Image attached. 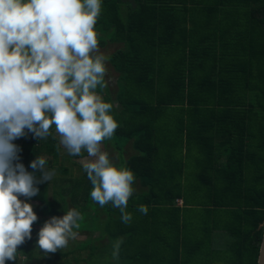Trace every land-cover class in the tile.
Masks as SVG:
<instances>
[{
  "label": "trees",
  "instance_id": "obj_1",
  "mask_svg": "<svg viewBox=\"0 0 264 264\" xmlns=\"http://www.w3.org/2000/svg\"><path fill=\"white\" fill-rule=\"evenodd\" d=\"M94 30L105 68L118 76L96 90L120 111L103 151L141 187L126 209L135 216L125 224L111 203L94 202L88 177H73L59 163L66 161L59 138H37L28 165L43 151L60 176L53 202L44 189L27 198L39 202L38 219L5 264L32 259L35 224L73 208L84 216L74 244L48 253L65 264H256L264 224V0H101ZM178 66L198 80L182 82ZM186 196L205 200L201 223L188 218ZM213 232L228 237L221 263Z\"/></svg>",
  "mask_w": 264,
  "mask_h": 264
},
{
  "label": "clouds",
  "instance_id": "obj_2",
  "mask_svg": "<svg viewBox=\"0 0 264 264\" xmlns=\"http://www.w3.org/2000/svg\"><path fill=\"white\" fill-rule=\"evenodd\" d=\"M100 13L101 0H0V264L16 260L18 246L31 239L38 219L19 197L38 195L36 185L55 175L43 157L29 165L40 171L39 178L19 162L21 149L13 141L25 136V129L40 140L54 125L59 145L70 155L86 151L82 167L92 200L118 208L123 223L132 220L126 209L135 176L101 150L119 125L110 114L113 105L96 91L107 86L108 58L99 54L94 30ZM138 210L148 212L145 205ZM83 220L75 208L51 217L38 232V248L46 254L65 248ZM121 244L117 239L112 245L114 260Z\"/></svg>",
  "mask_w": 264,
  "mask_h": 264
},
{
  "label": "rangeland",
  "instance_id": "obj_3",
  "mask_svg": "<svg viewBox=\"0 0 264 264\" xmlns=\"http://www.w3.org/2000/svg\"><path fill=\"white\" fill-rule=\"evenodd\" d=\"M99 54H103V52H99ZM108 63V61L106 60V62H105V65ZM109 71H111V70H109ZM105 102H108V103H110L109 101H108V99H105ZM112 104V103H111ZM113 105V104H112ZM114 106V105H113ZM110 114L112 115V110L110 111ZM52 130L50 129V131H51V135L48 137V138H46V139H44V141H46V140H48V139H50L52 136H55V133H56V131H54L53 132V130H55V126H52ZM56 137L57 138H59V136L58 135H56ZM35 143H39V140L38 139H36V138H30L27 142H26V144L28 145V146H31L32 144H35ZM120 145V144H119ZM121 146V145H120ZM41 147H39V148H37V149H40ZM128 148V147H127ZM105 148H103V150H104ZM120 150L121 151H123V148L121 149L120 148ZM82 151H84V150H82ZM108 151L109 152H111L113 155H115L116 154V152L114 151V150H112L111 151V148L110 147H108ZM85 152V151H84ZM84 152H81V154L82 153H84ZM87 154L86 153H84V155H80V156H76V157H71L69 160H67V161H63L61 158H59V163H63L62 165H65V166H62V167H65L66 169H68V172H69V174L71 175V176H73V177H76V178H80L81 176H87V173L84 171V169H83V167H82V163H83V158L86 156ZM121 155L119 154L118 155V157H120ZM25 162H26V160H24V161H21V163L23 164V165H25ZM113 164H115V163H117V161H113L112 162ZM71 164H73V165H71ZM71 168H70V167ZM115 166H118V165H115ZM47 167H49V166H47ZM25 168H26V170L28 171V172H34L35 173V175H36V177L38 178L39 177V175H37V171L38 170H33L32 168H30L29 167V165H25ZM49 169V168H48ZM51 170H53L52 168H51ZM55 172V171H54ZM60 176V174H58L57 172H55V175L52 177V179L50 180V182H46V184H45V187H44V191L46 192V195L47 196H49L48 197V200H49V202H53V197H54V192H53V188L55 187V181H53V179L54 178H57L58 176ZM41 192V190L39 191V193ZM191 195V194H190ZM186 197H188V199H189V203L191 204V205H193L192 207H190L189 208V210H188V218L191 220V221H194V222H196V223H201V220H200V217L204 214V205H205V200L203 199V197H201V196H198L199 198L198 199H195V198H193L192 196H186ZM21 201H25V202H27V203H30L31 205H32V207H33V209H35V205H37L39 202H33L32 203V201H30V200H28V199H26V197H23L22 196V198L20 199ZM56 201H58V200H56ZM53 205H55V206H59V204L57 205V204H53ZM194 207H196V208H194ZM217 214V213H216ZM133 216H135V214H133ZM132 216V217H133ZM216 223H217V218H216V220H215V215L213 216V217H211ZM45 219H47V220H49L50 218L49 217H47V216H45V218H43V221L45 220ZM46 221V220H45ZM42 226H43V224L42 223H40L39 225H37V224H35V229H34V231H39L41 228H42ZM216 236H219L220 237V239H218L216 242H215V244H214V249L215 250H219V251H217V254H218V258H220L219 259V262L221 263L222 261H224L222 258H224V256L226 255V253H225V248H224V245L227 243V241H226V239H228V237L225 235V234H223V233H219V234H216ZM74 242H75V239H69L68 240V246H66L65 247V249H67V248H70L71 247V245H73L74 244ZM32 248L34 249V251H35V256L32 258V259H29V260H26V259H24V256L23 255H21V258H22V261H21V264H45L46 263V259H49V261H48V263L47 264H65L64 263V260H63V258H61V259H57V257L56 256H52L51 257V255L52 254H50V255H48V254H46V253H43V251L42 250H40L39 248H38V246H37V243H34V244H32ZM222 251V253H220ZM223 253H225V254H223ZM50 257H51V259H50ZM70 257V256H69ZM192 264H196V259H193V261H192ZM198 264H204L203 262H198ZM224 264V263H223Z\"/></svg>",
  "mask_w": 264,
  "mask_h": 264
},
{
  "label": "crops",
  "instance_id": "obj_4",
  "mask_svg": "<svg viewBox=\"0 0 264 264\" xmlns=\"http://www.w3.org/2000/svg\"><path fill=\"white\" fill-rule=\"evenodd\" d=\"M106 68L107 69H109L110 70V67L109 66H106ZM178 69H179V76H180V79H181V81L182 82H196L197 80H198V76L195 74V73H193L190 69H184V70H182L181 71V67L180 66H178ZM108 70V71H109ZM117 74L114 72V71H112V69H111V72L109 73V74H107L104 78H105V82L106 83H113V82H115L116 81V79H117ZM193 96V95H192ZM101 98H102V100L105 102V97H103V96H101ZM115 98V96L112 98V99H114ZM114 102V101H113ZM114 106L112 107V116L114 117V119H115V117L117 116V114L120 112V111H118V106H117V103H115V104H113ZM116 120V119H115ZM117 121V120H116ZM118 122V121H117ZM54 126V125H53ZM53 128H51V130H52ZM55 130H53V132H54ZM25 132H26V135L25 136H23V137H20V138H18V139H16V140H14L13 141V143L14 144H16L20 149H21V151L18 153V155L20 156V163H21V161H24V160H26V162H25V165H28V160H27V157L29 156V157H32V156H34L33 155V153L36 151L35 149V145H31V146H28L27 144H26V142L30 139V138H35L34 137V135L31 133V132H28L27 131V129H25ZM55 135H58L57 133H55ZM37 139V138H36ZM111 140H105V141H103L102 142V144H101V150L103 151V148H105L108 144H109V142H110ZM40 145V144H39ZM128 147V148H127ZM125 148L127 149V150H131V146H130V144H127L126 146H125ZM62 153H64V156L63 157H65V159H66V161L67 160H69L71 157H72V155H70L68 152H67V150L65 149V152H62ZM37 156H39V157H43L45 160H46V166H50V167H47V168H49V169H51L53 166L51 165V157L49 156V155H46L43 151L42 152H40L39 154H37ZM62 156V155H61ZM87 156V155H86ZM85 156V157H86ZM91 159V158H90ZM49 162V165L47 164ZM24 165V166H25ZM82 165V164H81ZM53 169V168H52ZM37 173H40V171L38 170L37 171ZM39 177H40V175H39ZM38 177V178H39ZM45 184H46V182H44V183H39V184H37L36 185V187H38L39 188V191L40 190H42V189H44V187H45ZM134 187V186H133ZM141 189V187L139 186V184H136V186L133 188V192H138L139 190ZM22 198V196H20L19 197V199H21ZM27 199V198H26ZM29 200V199H28ZM177 205H179V206H181V204H177ZM132 214V213H131ZM133 215V214H132ZM221 233V232H220ZM143 234L145 235L146 234V231H143ZM216 234H219V232H213V234H212V244H211V246H212V249L214 250V244H215V242L218 240V239H220V237L219 236H216ZM138 236H142V233H140V234H138ZM160 238H161V241L163 240V235H162V233H161V235H160ZM138 254H140V252H137L136 253V256L138 255ZM127 255V254H126ZM130 257H132L133 255H132V253H129L128 254ZM140 257H144V258H146L147 257V254H140L139 255Z\"/></svg>",
  "mask_w": 264,
  "mask_h": 264
},
{
  "label": "water",
  "instance_id": "obj_5",
  "mask_svg": "<svg viewBox=\"0 0 264 264\" xmlns=\"http://www.w3.org/2000/svg\"><path fill=\"white\" fill-rule=\"evenodd\" d=\"M263 232H262V240L260 243L258 258L256 264H264V224L262 225Z\"/></svg>",
  "mask_w": 264,
  "mask_h": 264
},
{
  "label": "built area",
  "instance_id": "obj_6",
  "mask_svg": "<svg viewBox=\"0 0 264 264\" xmlns=\"http://www.w3.org/2000/svg\"><path fill=\"white\" fill-rule=\"evenodd\" d=\"M178 204H181V201H178Z\"/></svg>",
  "mask_w": 264,
  "mask_h": 264
}]
</instances>
